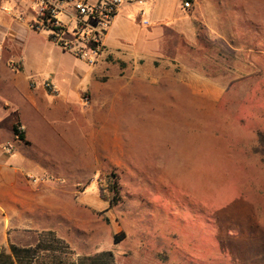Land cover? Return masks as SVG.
Returning <instances> with one entry per match:
<instances>
[{
	"label": "rangeland",
	"instance_id": "rangeland-1",
	"mask_svg": "<svg viewBox=\"0 0 264 264\" xmlns=\"http://www.w3.org/2000/svg\"><path fill=\"white\" fill-rule=\"evenodd\" d=\"M174 1L180 5L183 0H166V7ZM241 1L246 7L252 1L254 17L243 25L236 19L237 29L259 28L264 38V0ZM4 5L14 9L10 2ZM153 6L154 1L142 6L146 17ZM130 11L132 21L139 7ZM29 19L9 29L25 70L41 78L57 72L67 87L77 83L72 57L44 33L28 30ZM137 31L134 23H124L112 36L130 42ZM200 42L206 54L214 55L211 40ZM208 54L199 62L213 71ZM180 75L175 68L167 76L169 92L120 93L115 101L119 130L90 125L89 137L100 153L103 146L120 144L119 160L116 154L114 162L100 155L95 162L90 156V168L76 164L80 177H44L41 183L70 187L56 194L59 206L50 227L24 230V246L37 239L46 244L24 254L22 264H89L107 253L113 264H264V164L253 153L258 134L264 135V74L242 87L234 84L228 93H191ZM81 102L90 107L87 94ZM32 126L29 136L36 140L57 136L54 129L40 132ZM69 132L79 136L67 129L65 137Z\"/></svg>",
	"mask_w": 264,
	"mask_h": 264
},
{
	"label": "crops",
	"instance_id": "crops-1",
	"mask_svg": "<svg viewBox=\"0 0 264 264\" xmlns=\"http://www.w3.org/2000/svg\"><path fill=\"white\" fill-rule=\"evenodd\" d=\"M151 1L154 6L147 17V27L138 24V16L129 19L132 6L121 8L110 28L106 50L95 66L65 51L78 67H74L72 76L78 82L72 80L68 87L57 72L41 78L25 70L23 56L13 45L15 35L9 30L20 26V22L0 11V264H18L10 246L28 249L38 243L37 239L32 246H24V230L50 227L59 206L56 194L70 187L32 183L28 177H80L81 166L76 164L84 162V168H90V156L95 162L98 155L114 162L116 154L119 160L120 144L103 146L112 158L100 153V145L89 137V127L97 122L104 130L120 129V111L115 107L120 93H152L154 88L169 92L167 76L175 68L191 93H228L234 84L258 81L259 74H264V38L259 37L262 31L237 29L236 19L243 25L254 17V11H250L252 1L246 0L250 2L246 7L240 0H190V7L184 8L179 0L180 5L174 1L169 9L166 0H146L145 6ZM17 12L25 13L22 8ZM124 23H134L138 28L136 38L130 42L112 36ZM202 37L215 46L214 55L207 53L213 57V71L199 62L207 58ZM250 41L255 43L250 46ZM12 61L18 64V70L10 69ZM45 80L55 86L57 95L46 93L42 86ZM201 82L205 84L200 86ZM84 94L90 98L89 108L82 105ZM17 124L24 128L23 140L15 139L13 127ZM31 126L40 132L54 129L57 136L36 140L29 136ZM67 129L78 131L79 136L72 138L69 132L65 137ZM13 140L14 151L6 153L4 145ZM65 171H69L68 176L63 174ZM61 217L65 218V214L61 213Z\"/></svg>",
	"mask_w": 264,
	"mask_h": 264
},
{
	"label": "built area",
	"instance_id": "built-area-1",
	"mask_svg": "<svg viewBox=\"0 0 264 264\" xmlns=\"http://www.w3.org/2000/svg\"><path fill=\"white\" fill-rule=\"evenodd\" d=\"M13 4L14 9L4 5ZM184 8L190 7V0L182 1ZM144 0H0V11L11 18L25 21V13L32 19L28 20V28L36 33H44L55 47L71 53L75 58L88 66H95L106 50V38L119 11L125 6L139 7L138 24L149 25L145 16ZM23 9L25 13L17 12ZM27 21V20H26ZM12 70H18V64L9 63ZM49 95L58 94L55 86L48 80L42 84ZM88 105V98L82 100ZM18 134H23L24 128L16 126ZM18 139L17 135H14ZM6 153L14 151V145L9 142L3 147ZM32 183L41 182L44 178L28 177Z\"/></svg>",
	"mask_w": 264,
	"mask_h": 264
},
{
	"label": "trees",
	"instance_id": "trees-1",
	"mask_svg": "<svg viewBox=\"0 0 264 264\" xmlns=\"http://www.w3.org/2000/svg\"><path fill=\"white\" fill-rule=\"evenodd\" d=\"M17 125L13 127V133L14 135H17L19 140H23V134L17 133V130H16ZM253 153L260 159L261 163L264 164V135L258 134L257 141L253 147ZM43 236H46V235L43 234ZM48 236H53V234L49 232ZM43 244L45 245L46 243L45 242L43 243V240H39L38 243L32 249L31 248L20 249L13 245L10 246V249H11V252L16 262H18V264H22L21 260L23 259L22 257H24V254H28L30 252L34 253L35 251L41 249ZM89 264H113V257L109 253L101 254L100 257L90 259Z\"/></svg>",
	"mask_w": 264,
	"mask_h": 264
}]
</instances>
